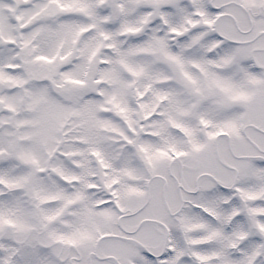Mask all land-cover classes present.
Returning <instances> with one entry per match:
<instances>
[{
	"label": "snow or ice",
	"instance_id": "obj_1",
	"mask_svg": "<svg viewBox=\"0 0 264 264\" xmlns=\"http://www.w3.org/2000/svg\"><path fill=\"white\" fill-rule=\"evenodd\" d=\"M0 264H264V0H0Z\"/></svg>",
	"mask_w": 264,
	"mask_h": 264
}]
</instances>
